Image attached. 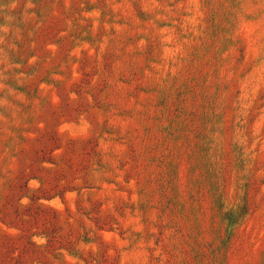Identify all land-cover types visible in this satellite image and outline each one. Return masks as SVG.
<instances>
[{
    "label": "rangeland",
    "instance_id": "rangeland-1",
    "mask_svg": "<svg viewBox=\"0 0 264 264\" xmlns=\"http://www.w3.org/2000/svg\"><path fill=\"white\" fill-rule=\"evenodd\" d=\"M0 264H264V0H0Z\"/></svg>",
    "mask_w": 264,
    "mask_h": 264
}]
</instances>
